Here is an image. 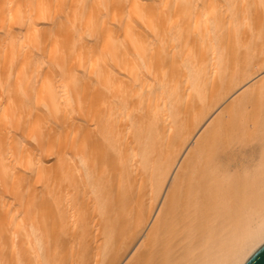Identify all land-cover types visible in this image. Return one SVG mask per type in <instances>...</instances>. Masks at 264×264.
Masks as SVG:
<instances>
[{"label": "bare ground", "instance_id": "1", "mask_svg": "<svg viewBox=\"0 0 264 264\" xmlns=\"http://www.w3.org/2000/svg\"><path fill=\"white\" fill-rule=\"evenodd\" d=\"M263 245L264 0H0V264Z\"/></svg>", "mask_w": 264, "mask_h": 264}, {"label": "water", "instance_id": "2", "mask_svg": "<svg viewBox=\"0 0 264 264\" xmlns=\"http://www.w3.org/2000/svg\"><path fill=\"white\" fill-rule=\"evenodd\" d=\"M247 264H264V245L257 251Z\"/></svg>", "mask_w": 264, "mask_h": 264}]
</instances>
